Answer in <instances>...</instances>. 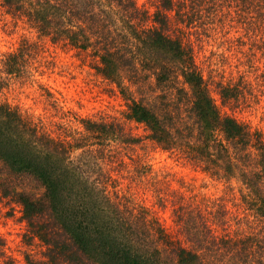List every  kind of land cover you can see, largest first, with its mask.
Segmentation results:
<instances>
[{
	"label": "trees",
	"instance_id": "obj_1",
	"mask_svg": "<svg viewBox=\"0 0 264 264\" xmlns=\"http://www.w3.org/2000/svg\"><path fill=\"white\" fill-rule=\"evenodd\" d=\"M4 1L52 42L94 49V67L119 87L127 118L143 124L163 151L227 188L237 181L252 214L264 222V132L223 112L212 93L216 83L223 104L246 100L244 76L235 84L206 77L184 31L205 25L201 17L209 16L207 24L219 20L262 32L257 46L264 48V0H156L153 11L136 0ZM35 45L6 54L10 77L25 74ZM143 85L154 86V95ZM79 122L74 135H55L0 102V189L21 205L31 237L46 246L44 259L27 255L23 264H264V231L251 230L239 215L233 230L222 198L169 191L157 182V203L171 210L170 223L153 205L123 198L115 176L123 170L124 179L152 186L143 180L151 165L141 155L124 160L123 150L140 138L119 120ZM19 179L36 187L14 183ZM3 243L0 264H14Z\"/></svg>",
	"mask_w": 264,
	"mask_h": 264
},
{
	"label": "rangeland",
	"instance_id": "obj_2",
	"mask_svg": "<svg viewBox=\"0 0 264 264\" xmlns=\"http://www.w3.org/2000/svg\"><path fill=\"white\" fill-rule=\"evenodd\" d=\"M136 1L140 6L154 10L156 0ZM202 20L205 25L201 24L198 29L185 28L184 31L194 42L196 59L205 76L215 82L224 80L235 84L243 75L242 86L244 90L247 89L246 100L223 104L215 88L216 83H213L212 93L220 109L264 132V48L257 46L263 33L252 31L249 34L237 25L231 27L219 20L207 24L209 16H202ZM30 42H35L36 45L35 51L32 49L31 58L25 62V74L10 77L4 70L6 54ZM94 56V49L85 51L61 42H52L50 37L41 35L31 27L25 17L10 12L5 1L0 0V80L3 81L0 102L18 108L26 120L39 126L44 124L55 135H74L78 128H82L80 117L119 120L126 131L140 138L139 144L123 150L127 157L125 162H131L132 155H141L152 170L143 179L152 183L151 188H147L151 184L144 187L135 179H124L126 170L115 175L120 176L117 177L118 191L123 198L153 205L168 223L171 222V210L169 207L162 209L159 206L157 195L160 193L155 188L163 186L169 191L182 189L189 193L207 195L212 199L222 198L231 211L230 223L233 230L238 226L236 217L239 215L250 221L251 230L263 233L264 222L252 214L254 210L249 209L251 203L242 197L237 181L233 180L232 185L229 184L230 188H227L228 184L224 180L211 177L202 169L163 151L147 138L148 131L143 124L127 118L126 99L116 83L95 69L97 59ZM250 57L252 60L249 63ZM246 82H249L248 86L245 85ZM143 86L145 94L154 95V86ZM78 154L79 151H76L72 157ZM15 182L31 189L36 187L35 182L28 179L14 180ZM28 229L21 205L12 196H5L0 189V241L7 244L5 247L14 259V264H23L27 255L34 259L45 258V244L32 238ZM256 255L257 258L260 257L259 250Z\"/></svg>",
	"mask_w": 264,
	"mask_h": 264
}]
</instances>
